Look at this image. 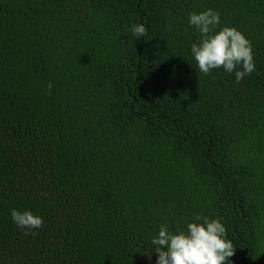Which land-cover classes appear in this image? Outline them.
<instances>
[{"label": "trees", "instance_id": "16d2710c", "mask_svg": "<svg viewBox=\"0 0 264 264\" xmlns=\"http://www.w3.org/2000/svg\"><path fill=\"white\" fill-rule=\"evenodd\" d=\"M208 8L251 42L239 83L191 56ZM197 214L264 264V0H0V264H155Z\"/></svg>", "mask_w": 264, "mask_h": 264}, {"label": "clouds", "instance_id": "9594fccd", "mask_svg": "<svg viewBox=\"0 0 264 264\" xmlns=\"http://www.w3.org/2000/svg\"><path fill=\"white\" fill-rule=\"evenodd\" d=\"M187 23L200 34L199 41L190 44L191 56L200 73L208 75L213 69L222 68L234 73L235 82L239 83L255 70L251 42L232 26L220 27L218 11L211 8L192 11ZM130 31L136 38L143 37L146 27L138 23ZM47 86L51 88V82ZM10 216L22 229H38L43 224V219L28 209L13 208ZM150 244L157 254L155 264H231L234 255V245L227 239L224 224L199 214L175 232L166 223L159 225ZM145 255L151 260L147 252Z\"/></svg>", "mask_w": 264, "mask_h": 264}]
</instances>
